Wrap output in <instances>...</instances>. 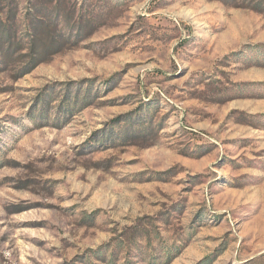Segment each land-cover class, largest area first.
<instances>
[{"label":"rangeland","instance_id":"obj_1","mask_svg":"<svg viewBox=\"0 0 264 264\" xmlns=\"http://www.w3.org/2000/svg\"><path fill=\"white\" fill-rule=\"evenodd\" d=\"M0 264H264V0H0Z\"/></svg>","mask_w":264,"mask_h":264}]
</instances>
